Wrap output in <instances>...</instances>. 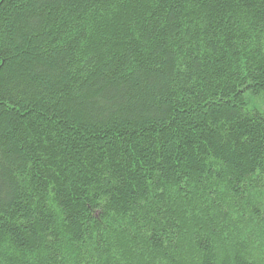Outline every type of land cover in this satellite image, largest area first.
Returning a JSON list of instances; mask_svg holds the SVG:
<instances>
[{
    "label": "trees",
    "instance_id": "trees-1",
    "mask_svg": "<svg viewBox=\"0 0 264 264\" xmlns=\"http://www.w3.org/2000/svg\"><path fill=\"white\" fill-rule=\"evenodd\" d=\"M0 264H264V0H0Z\"/></svg>",
    "mask_w": 264,
    "mask_h": 264
}]
</instances>
